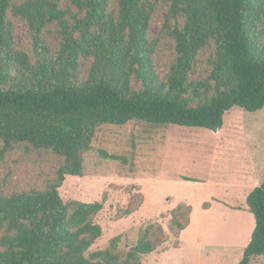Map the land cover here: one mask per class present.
Segmentation results:
<instances>
[{
	"label": "trees",
	"instance_id": "16d2710c",
	"mask_svg": "<svg viewBox=\"0 0 264 264\" xmlns=\"http://www.w3.org/2000/svg\"><path fill=\"white\" fill-rule=\"evenodd\" d=\"M163 1L164 22L180 17L182 24L170 30L174 60L161 78L148 37L153 2L0 0V163L18 146L57 158L53 176L39 188L4 190L0 182V264H141L139 257L161 242L150 226L124 255L114 239L89 251L101 235L93 216L102 201L59 195L65 176L82 175L96 129L138 120L216 131L230 108L264 106V0ZM10 17L26 24L33 61L14 47ZM53 23L60 41L49 55L41 32ZM209 46L208 71L195 76L197 56ZM81 60L90 61L84 78ZM245 204L254 227L237 264L264 255V181ZM190 211L185 203L172 209L169 228L176 237ZM157 231L162 234L160 226Z\"/></svg>",
	"mask_w": 264,
	"mask_h": 264
},
{
	"label": "rangeland",
	"instance_id": "374dc122",
	"mask_svg": "<svg viewBox=\"0 0 264 264\" xmlns=\"http://www.w3.org/2000/svg\"><path fill=\"white\" fill-rule=\"evenodd\" d=\"M69 1L64 0L63 5ZM147 1L154 4L148 27V37L155 42L154 67L164 78L174 60L170 30L175 25L180 27L182 19L166 24L167 3ZM10 18L14 47L33 61L26 24ZM58 29L53 23L41 32L49 55L58 50ZM212 52L209 46L198 54L195 76L208 71L207 60ZM89 62L81 60V78ZM221 129L216 132L170 124L153 126L138 120L120 126L100 125L90 149L83 154L82 175L65 176L58 188L63 201H102V209L93 216L101 235L89 251L106 249L114 239L116 252L124 255L136 243L140 231L150 226L151 237L158 235L161 242L154 251L139 257L141 264H237L243 255L245 232H252L254 227L253 215L247 210L225 208L209 196L233 204L238 193L234 204L238 207L245 205L247 194L264 181V106L253 112L230 108L223 116ZM56 159L22 146L14 148L0 163L3 189L43 186L53 176ZM231 179H239L243 185L229 188ZM251 179L256 183L251 185ZM184 200L193 208L191 223L175 238V230L169 228L170 214L172 207ZM204 202L209 206L203 207ZM126 209L129 214H123ZM182 221H187V215ZM250 264H264V257L252 258Z\"/></svg>",
	"mask_w": 264,
	"mask_h": 264
},
{
	"label": "crops",
	"instance_id": "0c3cea01",
	"mask_svg": "<svg viewBox=\"0 0 264 264\" xmlns=\"http://www.w3.org/2000/svg\"><path fill=\"white\" fill-rule=\"evenodd\" d=\"M220 130H222L221 129V127L219 128V129H217L216 130V132H218V131H220ZM252 180H254V179H251L250 181H249V183H251V181ZM256 183V181L254 180L252 183H251V185H253V184H255ZM242 185H243V183H242ZM241 185V181H239V179H236V180H233V179H231V182H230V185H229V188L230 187H237V186H242ZM245 185V184H244ZM257 185H259V184H257ZM253 189V188H252ZM247 193V192H246ZM228 194V193H227ZM231 196V195H230ZM236 196V195H235ZM244 196H246V194L244 195ZM210 198H211V200H215V201H218V202H220L219 204H221V206H224L225 208H228V209H230V210H233V211H236V212H240V211H245V210H247V206H246V204L244 205H239L238 207H235L234 206V204H235V202L237 201V197H238V193H237V196L236 197H234V199L236 200L233 204H231L230 202H228V203H226V202H221V200L219 199V198H216L215 196H209ZM224 199H225V196H222ZM179 203H185V204H187V205H189V207H190V209H191V211H190V214H189V221H188V224L186 225V227L185 228H187L188 226H189V224L191 223V217H192V214H193V208H192V206H191V204H189V202L188 201H186V200H184V201H181V202H179ZM178 203V204H179ZM204 203H207V205H204ZM203 203V207H208L209 206V202H204ZM174 207H172V209H173ZM248 211V210H247ZM249 212V211H248ZM184 228V229H185ZM184 229H182V230H184ZM182 230H180L179 232H178V235H177V237L179 236V234H180V232L182 231ZM242 230V229H241ZM252 230H253V228H252ZM251 230V231H252ZM250 233V234H249ZM249 235H251V232H245V235H244V241H245V245H244V248H245V246L248 244V242H249V240H250V236ZM175 238H176V236H175ZM200 244H201V242H200ZM177 245H178V243H177ZM201 246H203V244H201ZM176 247V246H175ZM260 258V257H264V255H259V256H252V257H250V259H249V264H250V260L252 259V258Z\"/></svg>",
	"mask_w": 264,
	"mask_h": 264
}]
</instances>
